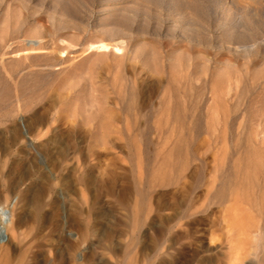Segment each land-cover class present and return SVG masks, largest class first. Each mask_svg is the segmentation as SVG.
Here are the masks:
<instances>
[{
    "label": "rangeland",
    "instance_id": "1",
    "mask_svg": "<svg viewBox=\"0 0 264 264\" xmlns=\"http://www.w3.org/2000/svg\"><path fill=\"white\" fill-rule=\"evenodd\" d=\"M0 264H264V0H0Z\"/></svg>",
    "mask_w": 264,
    "mask_h": 264
},
{
    "label": "bare ground",
    "instance_id": "2",
    "mask_svg": "<svg viewBox=\"0 0 264 264\" xmlns=\"http://www.w3.org/2000/svg\"><path fill=\"white\" fill-rule=\"evenodd\" d=\"M31 42V41H30ZM2 227H3V225H2Z\"/></svg>",
    "mask_w": 264,
    "mask_h": 264
}]
</instances>
